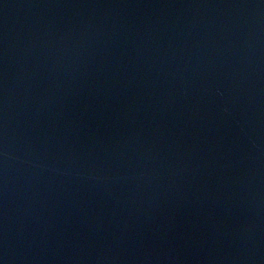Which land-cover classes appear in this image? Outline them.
<instances>
[{
	"label": "water",
	"instance_id": "95a60500",
	"mask_svg": "<svg viewBox=\"0 0 264 264\" xmlns=\"http://www.w3.org/2000/svg\"><path fill=\"white\" fill-rule=\"evenodd\" d=\"M0 264H264V0H0Z\"/></svg>",
	"mask_w": 264,
	"mask_h": 264
}]
</instances>
